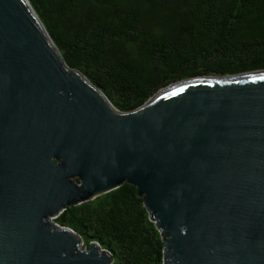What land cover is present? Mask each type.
<instances>
[{
    "label": "water",
    "instance_id": "95a60500",
    "mask_svg": "<svg viewBox=\"0 0 264 264\" xmlns=\"http://www.w3.org/2000/svg\"><path fill=\"white\" fill-rule=\"evenodd\" d=\"M124 183L162 264H264V70L180 81L121 112L28 0H0V264H113L54 220Z\"/></svg>",
    "mask_w": 264,
    "mask_h": 264
},
{
    "label": "trees",
    "instance_id": "16d2710c",
    "mask_svg": "<svg viewBox=\"0 0 264 264\" xmlns=\"http://www.w3.org/2000/svg\"><path fill=\"white\" fill-rule=\"evenodd\" d=\"M65 64L132 112L171 84L264 70V0H28ZM113 256L162 264L136 189L122 184L55 220Z\"/></svg>",
    "mask_w": 264,
    "mask_h": 264
}]
</instances>
